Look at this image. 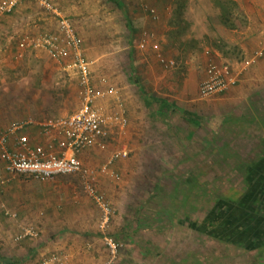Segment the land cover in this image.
<instances>
[{"label":"rangeland","instance_id":"obj_1","mask_svg":"<svg viewBox=\"0 0 264 264\" xmlns=\"http://www.w3.org/2000/svg\"><path fill=\"white\" fill-rule=\"evenodd\" d=\"M54 1L81 29L94 84L100 88L99 77L107 74L104 86L124 93V98L114 95L109 107L115 111L113 102L123 103L127 127L114 134L106 151L84 152L85 163L99 168L114 149L127 145L130 151L112 165L117 177L99 174L98 188L112 207L108 222L80 174L49 180L17 175L0 192L3 228L18 234L21 224H35L40 235L22 243L34 247L43 234L34 219L51 215L62 226L58 234L103 250L102 264H264L260 250L211 234L226 228L218 223L228 211L223 203L214 205L213 197H241L246 182L240 162L257 158L264 149V110L255 116L228 114L217 97L199 96L207 50L220 54L216 60L237 65L246 58L240 42L250 26L247 7L255 0H224L226 14L220 0H178L182 6L177 0ZM128 18L138 30L131 43ZM57 23L56 14L29 0L12 13L0 11V132L15 119L68 115L81 106L78 73L68 70L66 60L57 61L40 47H17L25 34L53 31ZM144 39L148 45L141 48ZM152 41L175 59V66L160 62ZM4 56L9 59L1 61ZM140 86L201 123L189 121L187 112L168 118L158 114V102L146 104ZM28 133L38 135L35 128ZM254 173L256 185L261 178ZM10 210L17 211L16 218L7 214ZM106 237L117 242L115 252Z\"/></svg>","mask_w":264,"mask_h":264},{"label":"built area","instance_id":"obj_2","mask_svg":"<svg viewBox=\"0 0 264 264\" xmlns=\"http://www.w3.org/2000/svg\"><path fill=\"white\" fill-rule=\"evenodd\" d=\"M24 1L28 0H1L0 11L12 13ZM29 1L56 14L58 28L57 31L45 30L37 35H26L23 42L44 49L57 61L70 59L66 66L78 73L82 102L71 114L42 119H15L0 132V192L5 183L16 175L49 180L65 174H80L84 178L86 191L101 208L105 222H108L112 207L98 188L99 174L117 177L118 173L112 165L118 159L127 157L130 150L127 145L114 149L99 168L87 165L83 153L94 148L106 151L114 134L124 131L129 123L126 110L119 100L115 111L104 113L99 109L97 102L113 94L117 98L118 88L109 86L104 89L93 83V62L86 54L83 38L76 31L72 19L62 14L52 0ZM147 45L146 39L140 43L141 48ZM151 47L158 51L159 60L165 67L175 66V59L164 55L158 42L152 41ZM263 55L264 47L246 57L239 67L228 60H210L199 84V96L212 99L226 92L240 81L241 72ZM31 128L37 130V137L33 138L28 133ZM7 214L12 218L18 215L14 211H7ZM21 227L19 237L37 238L40 235L39 227L33 223L21 224ZM106 241L112 252H115L117 242L114 238L106 237ZM59 259L60 256L53 255L41 264H50V261Z\"/></svg>","mask_w":264,"mask_h":264},{"label":"crops","instance_id":"obj_3","mask_svg":"<svg viewBox=\"0 0 264 264\" xmlns=\"http://www.w3.org/2000/svg\"><path fill=\"white\" fill-rule=\"evenodd\" d=\"M52 1L55 5L57 4L54 0ZM59 1L64 2L62 0ZM249 3L251 7H247V9L250 12V26L243 36L244 39L240 42L243 54L246 55V57L252 56L257 50L264 47V0L250 1ZM57 28L58 23L56 27L53 28V31H57ZM75 28L76 31L80 33L81 29L78 25ZM26 35L28 34L24 36ZM24 45L26 44L20 40L17 43L18 49L24 48ZM217 53L218 52L210 53L207 50L203 57H205V61L208 63L210 60L221 58L219 57L220 54L218 53V55ZM8 59L9 56H4V58L1 57V61H7ZM66 61V63H68L70 59L67 58ZM239 65L236 66L239 67ZM66 67H68V65ZM68 70L70 71L72 69L68 67ZM103 75L108 77L107 74ZM106 76L99 77L100 88H102L101 86L105 87L104 84L107 82ZM201 76L203 77L204 73H202ZM93 80L95 79L93 78ZM93 83H95V81ZM106 88L107 86L104 89ZM119 94L121 98H124V93L122 94L119 92L118 96ZM113 96L114 94L111 95V97L109 96V98L107 97L106 100L100 99L97 102L102 112L105 113L107 108L111 109L109 112L113 111L114 107H109L111 103L109 100L112 99ZM215 100H218L222 104L228 114L236 113L237 115L247 116L250 112L255 116L258 110H264V55L257 62L248 66L241 72L240 81L235 86L218 95ZM113 103L117 105L119 101L115 100ZM60 115L63 116L66 114L61 113ZM34 220L40 222L43 234L40 239L32 242L34 247H30L22 244L25 243L23 242L24 238L19 237V233L11 234L9 230L3 228L1 223L3 218L0 215V264H41L53 255L60 256V259L56 262L50 261V264H102L105 261V252L97 246L91 247L88 242L84 246L83 243L82 245L78 243L77 236L72 237V239L68 236L64 237L60 235L61 233L58 234L57 232L62 229V226L58 224L51 215H48V217L43 220L38 221L36 218Z\"/></svg>","mask_w":264,"mask_h":264},{"label":"trees","instance_id":"obj_4","mask_svg":"<svg viewBox=\"0 0 264 264\" xmlns=\"http://www.w3.org/2000/svg\"><path fill=\"white\" fill-rule=\"evenodd\" d=\"M115 1L119 5H122L120 0ZM179 1L177 0L178 4L180 3ZM220 2L221 6L223 5V13L226 14V11L229 12L227 10L228 7H224L227 6L224 0H220ZM179 5L182 6L183 4L180 3ZM178 10L179 9L176 8L174 14L177 13ZM127 25L130 31L129 41L131 43L138 30L129 18L127 20ZM140 90L142 96H144L146 104L150 105L152 100L155 99V101L158 102L157 113L166 118L171 117L178 111L184 113L187 112L169 101L167 98L149 95L142 86H140ZM185 114L184 116L189 121L197 124L201 123L200 120H198V116L191 114L190 112ZM240 165L241 169L244 171L246 182L244 196L242 195V198L239 197L234 200L221 194L213 197L214 205H221V203H223L222 209L228 211L223 217H221L222 219L218 223L220 227L223 226L226 228L217 233L211 232V234H217L218 239H222L226 242H233L234 245L246 247L248 250L258 249L262 252V255H264V149L260 156L252 160L244 159V161L240 162ZM254 172H259L258 177L261 178L260 182L256 185L255 181L253 182L252 180V175L253 178L257 175ZM228 228L229 230L227 231Z\"/></svg>","mask_w":264,"mask_h":264}]
</instances>
